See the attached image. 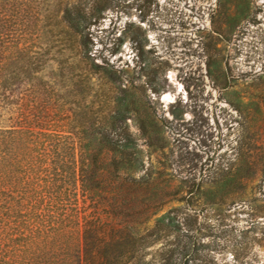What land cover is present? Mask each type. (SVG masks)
I'll list each match as a JSON object with an SVG mask.
<instances>
[{
	"label": "trees",
	"instance_id": "obj_1",
	"mask_svg": "<svg viewBox=\"0 0 264 264\" xmlns=\"http://www.w3.org/2000/svg\"><path fill=\"white\" fill-rule=\"evenodd\" d=\"M99 4L0 0V264H183L173 253L188 255L179 246L194 221L183 208L148 226L170 181L146 167L128 120L153 152L163 138L126 71L91 54ZM253 173L215 169L198 192L213 203Z\"/></svg>",
	"mask_w": 264,
	"mask_h": 264
},
{
	"label": "rangeland",
	"instance_id": "obj_2",
	"mask_svg": "<svg viewBox=\"0 0 264 264\" xmlns=\"http://www.w3.org/2000/svg\"><path fill=\"white\" fill-rule=\"evenodd\" d=\"M97 1L91 54L126 71L163 138L153 152L128 120L146 167L170 181L148 226L183 208L179 215L193 217L194 235L181 238L188 255L174 258L264 264V0ZM223 167L254 173L244 189L207 202L198 185Z\"/></svg>",
	"mask_w": 264,
	"mask_h": 264
}]
</instances>
